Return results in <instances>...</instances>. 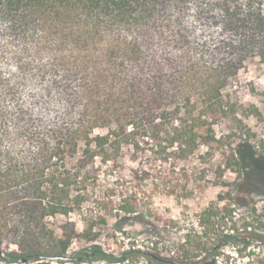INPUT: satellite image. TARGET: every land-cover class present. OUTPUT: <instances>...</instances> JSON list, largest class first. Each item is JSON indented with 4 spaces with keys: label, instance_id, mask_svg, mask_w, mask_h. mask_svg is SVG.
Listing matches in <instances>:
<instances>
[{
    "label": "trees",
    "instance_id": "1",
    "mask_svg": "<svg viewBox=\"0 0 264 264\" xmlns=\"http://www.w3.org/2000/svg\"><path fill=\"white\" fill-rule=\"evenodd\" d=\"M251 60L264 66V0H0V261L121 262L101 245L108 219L145 223L157 194L185 214L220 188L203 219H233L223 178L240 163L215 127ZM205 237L177 259L236 241Z\"/></svg>",
    "mask_w": 264,
    "mask_h": 264
},
{
    "label": "rangeland",
    "instance_id": "2",
    "mask_svg": "<svg viewBox=\"0 0 264 264\" xmlns=\"http://www.w3.org/2000/svg\"><path fill=\"white\" fill-rule=\"evenodd\" d=\"M235 85L233 100L237 113L215 127L224 147L228 146L240 163V176L228 172L223 178L229 185L225 189L234 198L236 214L233 219L229 222L203 219L204 211L217 201L220 188L209 187L204 192L198 191L187 201L185 214H182L172 198L157 194L151 206L154 215L147 217L145 223L128 221L124 224V230L119 232L116 225L121 223L116 216L112 215L108 219L101 245L106 254L117 259L123 258V261L110 263L106 259L93 264H203L213 262L216 256L223 259L224 264H264V66L257 60L249 61L236 77ZM127 154L123 160L126 170L135 166ZM222 159V153L217 152L211 168L217 169ZM125 173L128 175V172ZM150 209V206H143L140 210ZM52 223L60 226L63 218L53 219ZM78 226L82 228L81 223ZM205 232L209 235L205 237L209 246H215L217 237L224 234L234 235L236 241L217 246L215 256L201 253L190 261L178 260L186 235L197 233L201 236ZM56 233L61 235L58 229ZM252 233H256V236ZM244 241L251 243L246 244ZM2 248L5 258L8 249L5 244ZM81 249V246H76L74 251ZM234 250L239 259L227 253ZM0 264L6 263L0 261Z\"/></svg>",
    "mask_w": 264,
    "mask_h": 264
},
{
    "label": "water",
    "instance_id": "3",
    "mask_svg": "<svg viewBox=\"0 0 264 264\" xmlns=\"http://www.w3.org/2000/svg\"><path fill=\"white\" fill-rule=\"evenodd\" d=\"M47 260L51 262H57V261L66 262V261H69V258L66 256H56V257H48ZM21 263H24V262H21Z\"/></svg>",
    "mask_w": 264,
    "mask_h": 264
},
{
    "label": "built area",
    "instance_id": "4",
    "mask_svg": "<svg viewBox=\"0 0 264 264\" xmlns=\"http://www.w3.org/2000/svg\"><path fill=\"white\" fill-rule=\"evenodd\" d=\"M235 214H236V213H235ZM227 253H229V254H231L232 256H235V257L238 258V255H237V253H236L235 250H234L233 252H227ZM238 259H239V258H238ZM215 264H224L223 259H221L220 257L216 256V257H215Z\"/></svg>",
    "mask_w": 264,
    "mask_h": 264
}]
</instances>
